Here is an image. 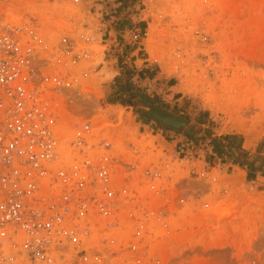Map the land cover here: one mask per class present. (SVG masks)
<instances>
[{"label": "rangeland", "instance_id": "374dc122", "mask_svg": "<svg viewBox=\"0 0 264 264\" xmlns=\"http://www.w3.org/2000/svg\"><path fill=\"white\" fill-rule=\"evenodd\" d=\"M11 8L35 16L50 38L93 39L73 109L111 140L113 155L139 149L132 180L115 176L128 198L89 250L104 253V264H264V0H23ZM125 83L193 128L165 129L137 97L125 105ZM214 137L227 150L221 156ZM147 167L160 172L150 183Z\"/></svg>", "mask_w": 264, "mask_h": 264}, {"label": "built area", "instance_id": "2783aa9c", "mask_svg": "<svg viewBox=\"0 0 264 264\" xmlns=\"http://www.w3.org/2000/svg\"><path fill=\"white\" fill-rule=\"evenodd\" d=\"M0 0V264H104L89 240L113 224L139 166L73 109L85 86L84 33L50 38L38 19ZM120 0H74L102 7ZM160 176L142 172L146 183ZM133 250L135 244H131Z\"/></svg>", "mask_w": 264, "mask_h": 264}, {"label": "water", "instance_id": "95a60500", "mask_svg": "<svg viewBox=\"0 0 264 264\" xmlns=\"http://www.w3.org/2000/svg\"><path fill=\"white\" fill-rule=\"evenodd\" d=\"M143 106L142 112L163 124L164 126L180 130L185 128L186 131H190L193 128V125L189 123L184 117L176 115L163 107L148 102H141Z\"/></svg>", "mask_w": 264, "mask_h": 264}, {"label": "trees", "instance_id": "16d2710c", "mask_svg": "<svg viewBox=\"0 0 264 264\" xmlns=\"http://www.w3.org/2000/svg\"><path fill=\"white\" fill-rule=\"evenodd\" d=\"M124 92L128 93V97L123 101V103L125 105H131V100L133 98H136V97L139 98V99H142L145 102H152L153 101V100L149 99L148 97H146L145 95H143V93L140 91L139 88H137V87L132 88L129 83L121 84L119 86V93L121 94V93H124ZM163 127L165 129H172L170 127H165V126H163ZM212 142H213L212 150H213V152H215L216 155L221 156V155H223L224 153L227 152V150L225 149L224 145H222L223 144L222 143L223 140L221 138L214 137L212 139ZM227 144H229L232 152H236V150H238L235 147V145H232L229 141L227 142Z\"/></svg>", "mask_w": 264, "mask_h": 264}, {"label": "crops", "instance_id": "0c3cea01", "mask_svg": "<svg viewBox=\"0 0 264 264\" xmlns=\"http://www.w3.org/2000/svg\"><path fill=\"white\" fill-rule=\"evenodd\" d=\"M129 23L127 22V21H123V23H121L120 24V26H119V32L120 31H124L125 30V27L128 25ZM107 28H108V26H107ZM117 34H120V33H117ZM122 35V34H121Z\"/></svg>", "mask_w": 264, "mask_h": 264}]
</instances>
